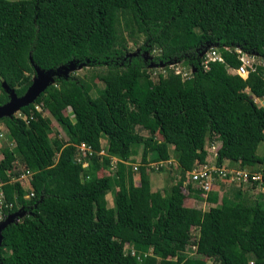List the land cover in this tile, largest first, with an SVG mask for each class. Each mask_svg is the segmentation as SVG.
Listing matches in <instances>:
<instances>
[{
	"label": "trees",
	"instance_id": "obj_1",
	"mask_svg": "<svg viewBox=\"0 0 264 264\" xmlns=\"http://www.w3.org/2000/svg\"><path fill=\"white\" fill-rule=\"evenodd\" d=\"M207 47L224 62L204 71L197 55ZM235 47L264 60V0H0V107L43 77L18 110L27 122L0 118L12 143L0 150V179L21 166L33 190L27 199L19 183L4 187L12 208L3 219L22 217L1 231L0 264H264V198L211 192L207 211L185 203L203 200L186 175L204 162L207 143H219L218 165L259 171L264 188V107L254 100L264 98V66L245 80L230 74L240 62L226 48ZM174 62L194 72L181 78L167 68ZM151 64L166 75L153 80ZM80 66L88 77L64 75ZM95 79L102 88L93 89ZM44 113L67 129L66 141L51 144ZM80 145L93 151L86 169L75 159ZM140 148L135 185L130 163ZM171 157L179 179L162 197L144 166ZM113 159V174L98 176ZM189 246L198 257H187Z\"/></svg>",
	"mask_w": 264,
	"mask_h": 264
},
{
	"label": "built area",
	"instance_id": "obj_2",
	"mask_svg": "<svg viewBox=\"0 0 264 264\" xmlns=\"http://www.w3.org/2000/svg\"><path fill=\"white\" fill-rule=\"evenodd\" d=\"M228 51L236 53L237 58L240 62V65L233 69L229 68L228 72L233 75H237L241 79L245 80L250 72L255 71L256 66H264V60L259 58L256 54L247 53L242 51L240 48H226ZM148 59H151L150 55H146ZM198 60L200 61L199 65L202 67L204 71L209 69V64L213 62H224L221 55L214 47H207L206 49L201 50L197 55ZM261 59L263 62L258 63L255 60ZM168 69L172 70L175 75H180L181 78H187L190 74L194 72V69L184 67L181 62H174L167 66ZM150 73V77L158 81V76L161 74L162 76L166 75V67L163 65H154L151 64L147 68ZM264 78V72H263ZM37 111H40V107L35 106ZM18 118H21L23 121L27 122L28 117L18 113ZM5 127V126H4ZM2 125L0 126V138L4 135L2 132ZM8 132V131H7ZM219 143L214 142L208 144L205 148L207 152V156L204 159V162H195L193 168L187 173V181L192 183L193 186L201 192V198L204 202H206V197L209 193L215 192L217 193V188H214L216 183H221L223 185H249L251 188L259 189V191L264 194V188H262V175L259 171H252L248 168H238V167H230L224 163L220 165L216 162L217 150L219 149ZM2 147H0L1 150ZM100 155H104V151L99 153ZM93 155V151L90 147L85 145H80L76 147L75 151V159L77 163H80L83 168H88V160L90 156ZM2 157L0 151V158ZM115 159H113L110 168L115 169L114 166ZM90 163V162H89ZM20 163L17 161L14 165L18 166ZM20 166V165H19ZM162 166V163H157L155 165L156 169H159ZM133 171H137V167L133 166ZM6 177L8 181H2L0 179V222L3 219L4 210H8L12 208V204L6 201L5 190L4 187L6 184L19 183L21 187L25 191H29L30 193L25 196V198H29L33 196L32 186L30 184L32 172H30L26 168H19L14 170L5 171ZM24 182H29L30 189L26 190L23 186ZM194 250V247H192ZM249 264H253L250 262Z\"/></svg>",
	"mask_w": 264,
	"mask_h": 264
},
{
	"label": "rangeland",
	"instance_id": "obj_3",
	"mask_svg": "<svg viewBox=\"0 0 264 264\" xmlns=\"http://www.w3.org/2000/svg\"><path fill=\"white\" fill-rule=\"evenodd\" d=\"M8 1H16V0H8ZM141 41H142V38H140V40L138 41V44H140ZM137 48H138L137 45H133L132 43H129V49L132 52H135L137 50ZM255 61L258 63L263 62L261 59H258V58ZM71 71H72L71 73H73V75L80 76V77H88L92 70L87 66H80V67L75 68L74 70H71ZM68 73H65V74L68 75ZM32 80L35 81V77H32ZM92 86H93V89L102 88V83L100 81H98L97 79H95L92 82ZM92 96H95V91H92ZM257 104L259 106H262L261 102L260 103L257 102ZM18 113H19V111L16 110L13 112L12 115L17 117ZM64 114L67 115L72 121L74 120L73 114H72L70 109H66L64 111ZM44 117H47L50 120V127L52 128V132L49 134V139H50L51 144H56L60 141H66L67 140V129H65L61 125L57 124L51 118V116L48 113H44ZM1 125H2L1 132L4 135L0 138V147H4V146L12 147V143L9 140V135H8L7 129H6V127H4V124L0 121V126ZM137 133L143 137H153L155 140H158V141H160L162 139L161 133L156 129L146 131V130H142L141 128H137ZM101 144L103 147H105V143L103 141ZM141 151L142 150L140 148L138 150L137 155L135 156V163H130V168H132L133 166H136L138 168V171H136V172L133 171V168L131 169L133 174H134L133 179H134L135 185H139V168H140V164H141L140 159H141V154H142ZM257 153L260 156L264 154V143L260 144V146L258 147ZM87 162H88V167H89V165H90L89 160ZM156 164L157 163H149V164L145 165L144 167H145L146 173H147L149 180H150L151 190L153 192L160 193V196L163 197L164 192L166 190H168L170 188V186H172L174 184V182H176V180L179 179V172H178L177 165H176V162L173 159V157H171V159L168 162H162V166L159 169H156V167H155ZM115 165H116V162H114V166ZM113 172H114L113 168H110V169L109 168L108 169L100 168L97 171V174H98V176L101 177V176L112 175ZM186 179H187V175H186ZM28 183L29 182L23 183V186L25 187L26 190L30 189V184H28ZM185 184H187V183H185ZM214 188H217V194H219V196L228 197L230 199H232L235 196V193L237 191H240L242 193L243 197L245 199H248V200H260V199L264 198L263 197L264 194H262L259 191V189L251 188V187H249V185H246V186L245 185L230 186V185H223L221 183H216V185H215V187H213V189ZM185 195H187V194H185ZM106 200H107L108 206L112 207L113 206V192L106 196ZM187 202L190 204L194 203V207L195 208L198 207L202 211H207L209 209V205L206 202H204L203 200L202 201L197 200L195 202H191V200H185L186 204H187ZM128 248H129L128 246H125L120 252L121 253H127ZM185 254L190 259L198 257L191 246L186 248ZM204 262H205V264H213V262L211 260L205 259Z\"/></svg>",
	"mask_w": 264,
	"mask_h": 264
},
{
	"label": "water",
	"instance_id": "obj_4",
	"mask_svg": "<svg viewBox=\"0 0 264 264\" xmlns=\"http://www.w3.org/2000/svg\"><path fill=\"white\" fill-rule=\"evenodd\" d=\"M74 70V68H71L70 70H65V73H68L69 71ZM42 74L38 73L37 77H35V81L32 80V85L28 89V92L25 94V96L21 99H18L15 97L13 92L11 91V99L9 103L3 107H0V118L2 116H10L13 114L14 111L19 110L21 106H25L28 103L32 102L34 96L42 90L41 86V80H42ZM47 84H53V80L51 78L46 79ZM20 217H22V214L17 212L8 215L4 220L0 222V243H1V231L9 224L13 223L14 221H17Z\"/></svg>",
	"mask_w": 264,
	"mask_h": 264
},
{
	"label": "crops",
	"instance_id": "obj_5",
	"mask_svg": "<svg viewBox=\"0 0 264 264\" xmlns=\"http://www.w3.org/2000/svg\"><path fill=\"white\" fill-rule=\"evenodd\" d=\"M255 100V102L257 103H262V106L264 107V98L263 99H254ZM207 145H208V143L205 145V147L204 148H206L207 147ZM223 163L224 164H226V165H228V166H230V167H236V165H233V164H231L229 161H227V160H224L223 161ZM175 183V182H174ZM150 186H151V184H150ZM219 195V194H218ZM190 203H188L187 202V205H189ZM198 208V207H197Z\"/></svg>",
	"mask_w": 264,
	"mask_h": 264
}]
</instances>
